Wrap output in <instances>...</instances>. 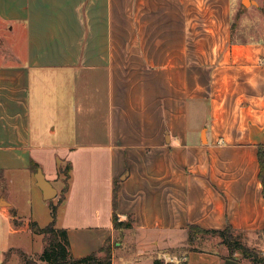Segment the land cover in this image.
Here are the masks:
<instances>
[{
    "label": "crops",
    "instance_id": "1",
    "mask_svg": "<svg viewBox=\"0 0 264 264\" xmlns=\"http://www.w3.org/2000/svg\"><path fill=\"white\" fill-rule=\"evenodd\" d=\"M234 1L0 0V230L23 242L0 264L34 240L12 211L42 222L39 168L76 257L248 264L188 248L190 223L264 249V0Z\"/></svg>",
    "mask_w": 264,
    "mask_h": 264
},
{
    "label": "trees",
    "instance_id": "2",
    "mask_svg": "<svg viewBox=\"0 0 264 264\" xmlns=\"http://www.w3.org/2000/svg\"><path fill=\"white\" fill-rule=\"evenodd\" d=\"M260 159V177L264 184V148L259 150ZM72 164L67 162L65 167L60 168L61 172L65 173L66 180L65 187L62 192V197L64 199L66 191L68 190V181L71 176ZM114 206L116 209L117 204V184L114 187ZM57 205H51V221L46 225L39 224L36 220L32 219H20L16 216V212L13 210V221L15 225H24L28 227L32 232L39 233L43 235L44 248L39 256L35 258H30L26 252L19 250L26 260V264H113V249L116 244L112 238H107L102 246L91 253L76 257L71 251L70 240L68 237L67 229L64 227H59L57 225ZM113 223L116 228H129L133 226V220L128 219L125 221L119 220L118 214L115 212L113 215ZM203 234H213L218 235L221 238V242L229 248L228 257L236 258L235 252H239L242 256L250 259L254 264H264V255L262 251L256 247L249 246L245 244L236 234L235 229L228 224L227 227L223 229H206L200 227L197 224H189V244H193L199 235ZM180 257L182 254H178ZM154 264H166L163 259L156 258ZM181 264H188L185 259L182 260Z\"/></svg>",
    "mask_w": 264,
    "mask_h": 264
},
{
    "label": "rangeland",
    "instance_id": "3",
    "mask_svg": "<svg viewBox=\"0 0 264 264\" xmlns=\"http://www.w3.org/2000/svg\"><path fill=\"white\" fill-rule=\"evenodd\" d=\"M244 2H245V0H244ZM234 3H235V6L239 5L238 0H235ZM245 3L249 4V1L246 0ZM238 19L239 18H237V20L235 19L238 22L237 25H236V31L240 30V28L243 26L242 24H243V22L245 20V19L244 20L242 19V21H240ZM59 175L62 177L63 180H66V176H65L64 172L60 171ZM64 184H65V181H64ZM64 187H65V185H64ZM64 187H63V189H64ZM63 189L61 190V194L63 192ZM44 202H47V203H44V205L43 204L42 205L35 204V208H34V210L38 214L40 220L42 221L41 222L42 225L48 224L51 221L50 219H52V215H51V212L49 210L51 208V205H52V199H48L47 201H44ZM0 231H1V233H0V244H4L7 240L11 241L12 243H15L17 241V239L19 238L18 235L9 236L6 233V229L2 228ZM31 233L34 236L33 237L34 240L27 241L26 238L24 237V239H25L24 243H26V245L24 246V244H23L21 247L28 252L27 255L30 258H35L36 259L39 256V254L42 252L43 248H44V241L42 239L43 235L39 234V233H34L32 231H31ZM200 236H204V237L198 238L193 244H189L188 248H193V247H196V246H198V247H207V248L208 247H212V246L216 245L214 242H216V240L218 238H220L218 235L212 236L211 234H203V235L201 234V235H199V237ZM242 241L245 244H247V242L243 238H242ZM17 242L23 243L22 242V238L20 240H18ZM247 245H249V244H247ZM213 248L222 250L220 246H215ZM36 251H38L39 254ZM228 252H229V248H228ZM6 253H8L7 254L8 264H18L17 262H21L20 264H26V260L24 259V256L21 254V252L18 249H13L11 251L8 250ZM262 254L264 255L263 252H262ZM237 258L240 261H244L245 260L248 264H254V263H252V261L250 259L242 256L240 253L237 254Z\"/></svg>",
    "mask_w": 264,
    "mask_h": 264
},
{
    "label": "water",
    "instance_id": "4",
    "mask_svg": "<svg viewBox=\"0 0 264 264\" xmlns=\"http://www.w3.org/2000/svg\"><path fill=\"white\" fill-rule=\"evenodd\" d=\"M36 179L37 184L40 186V188L43 191V195L45 199H53L58 195L57 188L45 177V174L43 173L42 169L39 168L36 172ZM237 261L232 259H227L225 261V264H231L236 263Z\"/></svg>",
    "mask_w": 264,
    "mask_h": 264
},
{
    "label": "built area",
    "instance_id": "5",
    "mask_svg": "<svg viewBox=\"0 0 264 264\" xmlns=\"http://www.w3.org/2000/svg\"><path fill=\"white\" fill-rule=\"evenodd\" d=\"M262 252L264 253V249L262 250ZM163 260L166 264H181L183 258L176 254H169L165 255Z\"/></svg>",
    "mask_w": 264,
    "mask_h": 264
}]
</instances>
